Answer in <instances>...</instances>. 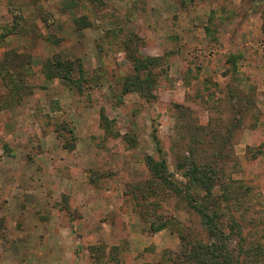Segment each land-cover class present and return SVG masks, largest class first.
Returning a JSON list of instances; mask_svg holds the SVG:
<instances>
[{
  "label": "rangeland",
  "instance_id": "374dc122",
  "mask_svg": "<svg viewBox=\"0 0 264 264\" xmlns=\"http://www.w3.org/2000/svg\"><path fill=\"white\" fill-rule=\"evenodd\" d=\"M263 144L264 0H0V264H194L207 233L146 155L178 184L214 162L259 219Z\"/></svg>",
  "mask_w": 264,
  "mask_h": 264
},
{
  "label": "trees",
  "instance_id": "16d2710c",
  "mask_svg": "<svg viewBox=\"0 0 264 264\" xmlns=\"http://www.w3.org/2000/svg\"><path fill=\"white\" fill-rule=\"evenodd\" d=\"M152 60L151 58L138 60L133 55L130 58L135 69L148 68L149 64L152 65ZM43 71L49 77H60L63 81L79 84L78 78L72 79L70 62L57 56L43 64ZM79 73L81 76L82 73ZM135 80L139 85L143 82L149 85V80H139L137 75L131 80L128 76L124 79L120 94L128 91ZM256 153L264 156V144ZM144 162L156 186L167 183L177 194L182 192L181 188L183 189L186 204L196 211L207 233V242L186 245L188 247L184 253L186 261H192L194 264H264V245L261 243L264 210L259 220V216L253 218L247 215L246 208L240 209L243 206L237 203H240V197H244L245 190L223 181L221 177L223 173L214 162L206 158L201 160L186 158V164L184 163L186 167H183L186 168L183 171L185 179L179 184L167 178L163 159L154 160L146 155ZM218 186L221 187L220 192L216 190ZM193 189L201 190L202 195H199L198 191L192 192Z\"/></svg>",
  "mask_w": 264,
  "mask_h": 264
}]
</instances>
